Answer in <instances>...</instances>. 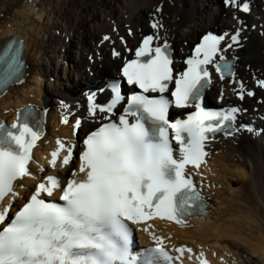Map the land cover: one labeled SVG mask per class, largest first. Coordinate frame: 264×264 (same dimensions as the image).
I'll use <instances>...</instances> for the list:
<instances>
[{
	"label": "snow or ice",
	"instance_id": "obj_1",
	"mask_svg": "<svg viewBox=\"0 0 264 264\" xmlns=\"http://www.w3.org/2000/svg\"><path fill=\"white\" fill-rule=\"evenodd\" d=\"M224 3L250 11L247 0ZM150 26L159 27L156 22ZM228 35H204L182 61L184 67L175 69L167 40L144 36L134 58L125 59L121 69L127 84L141 91L127 97L118 119H112L114 110L125 99L118 81L109 85L110 100L105 103L90 94L88 118L98 119L99 124L82 140L78 167L63 185L57 176L42 177L11 216L13 202L20 197L18 189L24 187L21 181L36 179L30 165L36 163L37 171H44L33 157L43 130L31 105L10 126L0 121V264H173L163 238L151 231V225L141 226L157 218L184 223L206 208L204 196L186 169L191 165L198 170L206 163V145L217 133L239 131L234 127L239 108L209 110L202 104L213 75L221 81L235 77L226 52L238 43L239 30L230 36L231 42L226 40ZM18 43L22 45L13 38L0 47V90L22 82L24 64ZM113 55L119 53L113 50ZM257 84L264 88V80ZM239 88L237 95L243 99V83ZM173 105L194 111L170 121ZM62 122L68 123V118ZM80 126L81 119H76L74 130ZM73 152L74 145L57 140L48 164L68 166ZM57 190L59 202L49 199ZM133 225L148 232L155 246L134 254ZM173 251L178 254L175 259L185 252L191 259V248ZM196 258L199 264H210L203 252Z\"/></svg>",
	"mask_w": 264,
	"mask_h": 264
},
{
	"label": "bare ground",
	"instance_id": "obj_2",
	"mask_svg": "<svg viewBox=\"0 0 264 264\" xmlns=\"http://www.w3.org/2000/svg\"><path fill=\"white\" fill-rule=\"evenodd\" d=\"M73 1L0 0V47L12 37L24 40L28 64L22 82L0 98V121L15 122L25 105L47 109L53 118L35 151L36 158L42 159L44 171L33 169L36 179L21 181L24 187L18 189L20 197L13 207L26 202L27 194L42 177L53 174L62 182L69 176V171L61 165L52 168L48 164L49 151L57 147V140L64 142L72 137L73 125L61 126V116L73 110L81 114L85 120L81 140L97 126L98 119L88 118L85 90L81 88L80 78L88 70L93 77L86 79L90 88L104 87L107 75L119 76L113 69L120 68L125 59H131L135 47L149 34L158 35L162 41L166 39L175 49L176 67L183 68V59L201 35L209 31L228 33L226 39L231 42L230 36L239 30L238 43L226 52L228 58L237 59L235 77L224 81L215 78L208 91L213 102L223 92L222 103H216L217 106L242 108L237 119L239 131L234 138H214L206 163L198 170H188L197 185L205 189L210 204L208 216L191 219L185 225L153 220L141 227L151 225V231L163 238L167 248L188 246L193 252L191 259L203 252L213 264H251L252 260L264 264V89L257 84L258 80H264V0H247L252 9L249 14L225 7L223 0L101 1L99 14L91 19L86 17V25L78 32L82 45L76 54L82 64L77 65L70 55L67 57L70 72L59 73V65L53 58L64 60L71 52L68 45L73 32L70 24L73 10L69 6ZM152 22H157L158 29H151ZM107 35L110 40L104 41ZM56 38L59 40L53 46ZM113 50L119 53L117 58ZM233 79L236 84L231 82ZM240 83L244 85L243 99L237 95ZM251 90H255L253 98L247 95ZM106 95L105 92L103 96ZM248 128L253 131L249 132ZM76 168L77 165L72 166ZM233 179L234 190L229 188ZM137 234L141 241L153 245L148 232L137 230ZM238 245L248 248L244 253L249 260L241 257Z\"/></svg>",
	"mask_w": 264,
	"mask_h": 264
},
{
	"label": "rangeland",
	"instance_id": "obj_3",
	"mask_svg": "<svg viewBox=\"0 0 264 264\" xmlns=\"http://www.w3.org/2000/svg\"><path fill=\"white\" fill-rule=\"evenodd\" d=\"M101 1H108V0H74L71 3V6H69V8L71 10H73V16L70 19V24H71V28L73 29V32L70 33L72 36H71V39H70V42H69V45H68V47L71 50V52L67 53V55L65 57L67 58L70 55L73 56V59H75V63H77V65H81L82 64L81 63L82 60H81L79 54H76L77 53V50L82 45V37L80 36L81 33H78V32L79 31H82V28L86 25V22H85L86 17H89V19H91L93 15H98L99 14V12L102 9V3H101ZM206 5H207V8H208L209 7L208 6L209 3H206ZM63 27H64L65 30H68V28H65L64 25H63ZM56 33H59V31L56 32ZM57 39L58 38H56V41L54 42L53 46H56L57 45V42L59 40V39L58 40ZM62 41H63V39H62ZM66 58L64 60L63 59H58L57 60V57H54L53 58V60L55 61L54 63H56L57 65H59V73H60V71L62 73L63 70H64L63 73L70 72L69 67H68L70 61H69L68 58L67 59ZM57 61H59V62H57ZM64 64H66V65H64ZM52 70L54 71V69H52ZM57 75H58V73H57ZM86 78H89V79L91 78V73L89 72V70H88V72H86V75L84 77L80 78L82 80L79 79L81 81V87L82 86L83 87H88L89 86V84H87V80H85ZM63 83L64 84H69L66 81H64ZM53 84H54V82H53ZM43 101H44V98H43ZM234 185L235 184H234V179H233L231 181V183H230L229 188H231L232 190H234V188H233ZM227 191L229 192L230 190L227 189ZM238 246L241 247V250H239V254L241 255V257L243 259L249 260L248 259L249 258L248 255H246V253H244V251H247L248 252V248L247 247H244V246H241V245H238ZM243 255H244V257H243ZM247 264H249V263H247ZM251 264H258V262H256V260H252V263Z\"/></svg>",
	"mask_w": 264,
	"mask_h": 264
}]
</instances>
